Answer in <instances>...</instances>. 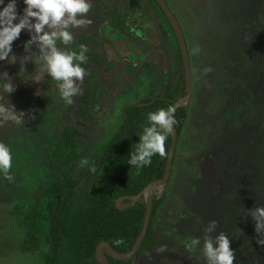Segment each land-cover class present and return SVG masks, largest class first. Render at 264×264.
Instances as JSON below:
<instances>
[{
    "label": "rangeland",
    "instance_id": "obj_1",
    "mask_svg": "<svg viewBox=\"0 0 264 264\" xmlns=\"http://www.w3.org/2000/svg\"><path fill=\"white\" fill-rule=\"evenodd\" d=\"M167 2L190 50L193 85L164 200L153 218L156 244L142 249L137 264H206L203 241L207 235L215 237L221 232L232 246H239L234 264H264V245L256 243L264 238V229L256 235L250 213L257 206L264 207V0ZM156 24L160 35L156 48L162 50L174 38L163 22ZM45 31L52 30L46 27ZM72 32L76 38L86 31ZM28 39V30H22L12 43L9 59L0 61V77L6 74L12 84L32 88L12 97L4 93L5 80L0 78V104L24 113L21 124H0V142L9 146L13 157L9 172L13 179L6 180L0 172V264H40L47 251V246L27 240L22 223L55 179L45 159L63 127L70 125L80 131L81 150L73 171L79 177L87 168L88 157L117 129L123 106L135 103L136 96H145L146 81L148 86H156L150 93L159 94L158 83L169 74L172 63L171 57L160 55L157 67L149 73L151 80L146 72L139 81L126 79L130 85L125 89L110 76L102 78L85 110L93 114L99 102L106 104L104 114L89 113L80 119L85 82H77L80 91L72 103L59 92L47 103L43 98L57 83L36 70L40 53L36 43L24 46ZM74 44L60 47L71 51ZM12 57L14 62H10ZM34 75L37 78L31 79ZM63 103L69 110L57 116ZM122 166L113 164L82 182L78 195L110 179ZM210 221H216L217 227L208 234L204 229ZM191 238H199L201 244L188 251L185 243Z\"/></svg>",
    "mask_w": 264,
    "mask_h": 264
},
{
    "label": "trees",
    "instance_id": "obj_2",
    "mask_svg": "<svg viewBox=\"0 0 264 264\" xmlns=\"http://www.w3.org/2000/svg\"><path fill=\"white\" fill-rule=\"evenodd\" d=\"M7 3L8 0H3L0 9ZM16 8L18 11L23 9V0H16ZM175 50L179 62L175 70L178 74L176 84L175 79L171 80V76H168L159 94V97L164 99L156 98L145 107H123L121 124L88 157L87 168L79 177L73 175L77 155L81 150V141L75 140L79 132L71 127L63 128L62 134L45 159L49 169L54 170L55 179L49 185L48 194L37 199L36 206L28 211L22 223L26 225L25 234L28 241L47 246L40 264H101L96 256V248L100 242H108L119 254L132 250L141 232L145 215L144 190L149 183L164 176L170 134L166 140V156L154 155L151 164L139 170L127 162L129 153L134 150V144L138 143L144 127L150 125L147 119L149 113L171 107L186 94L184 68L178 46ZM88 83L90 87L93 85L92 80ZM24 91V86H17L9 96L18 97ZM187 113L188 108L185 106L175 111L174 126L178 137L184 127ZM113 164H122L123 169L118 170L119 172L115 170L110 179L100 181L92 189L78 195L82 182L97 177L112 168ZM93 168L95 171H92ZM137 194L139 199L133 205L124 209L115 206V201L120 196ZM162 201L163 199L157 200L156 196L154 197L151 221L135 254L137 258L143 248L155 245L152 238V219ZM118 240L123 243L117 244ZM231 247L234 251L239 249V246ZM107 258L109 264H136L133 258L116 260L109 255Z\"/></svg>",
    "mask_w": 264,
    "mask_h": 264
},
{
    "label": "clouds",
    "instance_id": "obj_3",
    "mask_svg": "<svg viewBox=\"0 0 264 264\" xmlns=\"http://www.w3.org/2000/svg\"><path fill=\"white\" fill-rule=\"evenodd\" d=\"M0 3H3V0H0ZM23 4L25 5L23 15L19 17L16 0H8L0 9V61L9 59L12 43L19 38L22 30H28L29 39L24 46L29 48L31 44L36 43L40 53L36 58L40 64L39 72L45 73L55 81L60 97L72 103V98L80 91L77 82L83 81L85 76V69L81 65L87 62L88 49L81 45L79 51L69 52L60 45L68 46L72 43L73 32L70 29L82 28L91 22L86 17L92 5L89 0H23ZM15 20L18 22L13 23ZM46 27L52 31H45ZM14 60L15 57H12L10 62ZM0 78L5 80L4 93L12 94L15 88L11 80L6 78V74ZM34 81L40 82L39 79ZM23 116L24 113H17L13 108L0 104V124L5 122L21 124ZM147 119L150 125L144 127L138 143L134 144V150L129 153L127 162L138 170L150 165L154 155L166 156V140L176 124L175 109L173 107L159 109L149 113ZM12 161L9 146L0 142V172L9 181L13 179L9 174ZM155 194L158 195V191ZM250 213L255 222L254 231L256 235H261L264 229V207L257 206ZM216 227L217 222L210 221L204 231L210 234ZM116 243L121 244L123 241L118 240ZM256 243L264 245V238L257 239ZM200 244L199 238H191L185 243V247L188 251H193ZM202 252L206 264H234L236 259L231 242L223 232L215 237L207 235L203 241Z\"/></svg>",
    "mask_w": 264,
    "mask_h": 264
},
{
    "label": "flooded vegetation",
    "instance_id": "obj_4",
    "mask_svg": "<svg viewBox=\"0 0 264 264\" xmlns=\"http://www.w3.org/2000/svg\"><path fill=\"white\" fill-rule=\"evenodd\" d=\"M164 1L167 4L168 8L170 9L167 0ZM89 2L91 3L92 7L88 14V17L86 18H88L91 22L82 28H75L76 30L80 29V32L82 31H86V32H82L85 34H80L76 38L73 37V41L75 44L72 46L74 48L71 49V51H79L81 45L86 46L88 49L86 53L88 57L87 62L81 65L85 69V76L83 81L85 82L86 86H85V93L81 98L82 106L79 108L80 119L84 118L85 115L86 114L88 115L89 113H91V115L95 113L97 114L96 116L98 117L104 114L106 110L105 107L106 104L102 106L101 104H99V102L97 106H94L93 114L92 112L90 111L87 112V110H85L88 103L91 104L92 102L91 100H89L90 99L89 96L92 90L100 84V80L102 78L104 77L108 78L110 76L111 79L112 78L114 79V83L123 86L122 89H125L127 88V86L130 85V83H128L126 79H130L134 77V79L136 78V80L139 81V79H142V74H145L146 72H148L146 77H148L149 80H151L149 73L152 71V68L155 69L157 67V63L159 62L158 57L160 55H162L163 58L171 57L172 63L170 64L169 74L164 78L163 82L158 83V85L160 84L158 87L160 88V90L163 88V86L166 84V80L168 76H171V80L175 79L174 83L176 84L178 74L175 72V70L179 65V62L176 56L175 49L176 46H178V44L176 41L174 31L170 25V22L167 19V17L164 15V13L161 11L156 0H89ZM24 7L25 5L23 4V9ZM23 9L22 10L19 9V11L17 9V14L23 13ZM92 12L94 16H91ZM155 14H160L161 16L160 15L156 16ZM165 18L167 19V21ZM160 21L163 22V25L165 24L166 27L165 29L169 30L170 34L173 35L174 38V43L171 44L169 38V40H167L169 44L168 43L163 44L162 50H160V48H156V45L158 44L160 39L159 30L156 23H162ZM72 30L73 29H71V31ZM170 34L168 35L170 36ZM187 49L190 58L191 55L188 46ZM36 65H35V67H37L36 70H39L40 69L39 62H37ZM159 69L160 66L158 65V70ZM183 74H184V70H183ZM191 75L193 76V70L191 71ZM35 78H37L35 75L34 77L31 76V79H35ZM47 79L48 78L43 79L42 82L47 81ZM89 80L93 81V85L91 87L89 86L88 83ZM147 83L148 82L146 81L142 88L143 91L142 95L145 96L143 98L140 97L138 98V96H136L135 97L136 99L134 98V100H137L135 103L130 105H125L123 107L126 106L145 107L149 103L154 101L156 98L164 99L163 97H159L161 91L159 90L158 87L157 89L160 92L159 94L150 93V91L153 92L154 87L156 86L154 85V87L152 88L148 86ZM151 84H155V83L152 82ZM13 85L14 88L18 86V84H13ZM192 85L193 83L191 77V86ZM24 87H25V91L23 94L30 92L32 89V88L30 89V85L27 88L26 86ZM58 92L59 89L58 86L56 85V87L51 88L50 94L46 95L43 99L47 103H50L53 101L54 95L57 94ZM185 108H188V106ZM67 110H69V107L67 106V104L63 103L59 111L56 112V115L59 116ZM99 111L101 114L98 113ZM82 112L83 115H81ZM123 116L124 115L122 108V116L118 123L119 125L122 122ZM65 127H71L73 130H76L73 126L70 125H67ZM76 131L79 132V134L76 135L77 138L75 140L81 141V139H78V137L80 136V131L79 130ZM178 140H177V144H178ZM123 196H131V195H123ZM155 196L157 200L158 199L164 200V198H162L163 195L160 198H157L158 195L153 194L152 207ZM122 202L131 203L129 199H124ZM135 202H133L131 205H133ZM162 203L163 201L159 204V207L157 208V212L159 211V208L162 205ZM115 206H116V201H115ZM205 214H207V212ZM152 225H153V219H152ZM152 238H153V233H152ZM154 244H156L155 240H154ZM134 257L135 260H133V262H136L137 264L139 257L138 258L136 256Z\"/></svg>",
    "mask_w": 264,
    "mask_h": 264
},
{
    "label": "water",
    "instance_id": "obj_5",
    "mask_svg": "<svg viewBox=\"0 0 264 264\" xmlns=\"http://www.w3.org/2000/svg\"><path fill=\"white\" fill-rule=\"evenodd\" d=\"M157 4L159 5L161 11L164 13V15L167 17V19L170 22V25L174 31L175 37L177 44L179 46L180 52H181V59L183 62V67H184V81H185V91L186 94L185 96L179 98L177 101L173 103L171 107L175 109V111L182 106L187 107L190 98H191V65H190V58H189V52L187 49V45L185 42L184 35L180 29V26L172 13V11L168 8L167 4L165 3L164 0H156ZM170 134V147L167 155V160H166V166H165V172L164 176L161 179L155 180L151 182L149 185L144 190V199H145V205H146V210H145V215L143 219V224H142V229L141 232L139 233L138 237L136 238V241L133 245V248L130 252L125 253V254H119L116 252L112 246L108 242H100L96 248V256L101 264H109V261L107 259L106 255H109L110 257L116 259V260H127L131 257H133V260H135V253L139 249L141 242L146 236L148 226L150 223L151 219V214H152V198L153 194H155L156 191H158V197L160 198L165 191L167 182L169 180L170 174H171V169H172V164H173V159L175 155V149L177 145V140H178V134L176 131L175 126H173V129ZM161 187V188H160ZM158 189V190H157ZM139 198V195H131V196H123L120 197L119 199L116 200V207L119 209H123L127 206H130L133 202L137 201ZM124 199H129L131 203H123L122 201Z\"/></svg>",
    "mask_w": 264,
    "mask_h": 264
}]
</instances>
